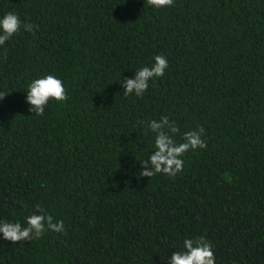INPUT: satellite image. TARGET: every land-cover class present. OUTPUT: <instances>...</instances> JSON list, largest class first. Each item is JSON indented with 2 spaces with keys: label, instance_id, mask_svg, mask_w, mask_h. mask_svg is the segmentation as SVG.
<instances>
[{
  "label": "trees",
  "instance_id": "obj_1",
  "mask_svg": "<svg viewBox=\"0 0 264 264\" xmlns=\"http://www.w3.org/2000/svg\"><path fill=\"white\" fill-rule=\"evenodd\" d=\"M9 12L36 28L0 46V221L40 205L64 232L0 234V264H168L199 237L215 264H264V0H0ZM157 55L164 75L125 96ZM47 75L67 99L37 116L26 92ZM162 116L207 147L141 178Z\"/></svg>",
  "mask_w": 264,
  "mask_h": 264
},
{
  "label": "clouds",
  "instance_id": "obj_2",
  "mask_svg": "<svg viewBox=\"0 0 264 264\" xmlns=\"http://www.w3.org/2000/svg\"><path fill=\"white\" fill-rule=\"evenodd\" d=\"M144 2L156 9L171 7L174 4V0H144ZM21 28L24 31L32 32L36 26L31 23L22 24L19 16L13 12L0 18V46L5 45L6 41L19 33ZM168 66L165 56H155L154 64L140 68L131 79H122L120 84H122L124 95L134 94L137 97H142L149 87V81L162 77ZM7 95L0 92V100H3ZM66 99V90L62 80L53 75L32 81L26 92V103L30 106L29 111L37 116L44 114L45 107L50 100L61 103ZM147 127L155 134L154 147L153 154L140 163L143 170L138 175L141 178L148 179L157 174L174 178L183 171L182 157L186 152L196 149L203 150L207 147L202 138L205 131L203 127L185 132L181 143H177L175 140L180 129L167 116H162L158 121L147 122ZM46 229L55 233H63L64 223L63 221L53 222V217L46 215L40 205H36V212L26 218V225L19 222L0 221V234L4 240L10 241L12 244L39 239ZM168 264H215L212 246L203 237L185 239L183 250L173 252Z\"/></svg>",
  "mask_w": 264,
  "mask_h": 264
}]
</instances>
